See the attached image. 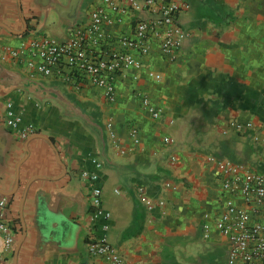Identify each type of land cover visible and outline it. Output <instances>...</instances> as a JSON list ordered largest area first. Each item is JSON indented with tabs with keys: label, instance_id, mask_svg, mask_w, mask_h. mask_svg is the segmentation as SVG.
Masks as SVG:
<instances>
[{
	"label": "crops",
	"instance_id": "0c3cea01",
	"mask_svg": "<svg viewBox=\"0 0 264 264\" xmlns=\"http://www.w3.org/2000/svg\"><path fill=\"white\" fill-rule=\"evenodd\" d=\"M97 1L0 0V194L8 197L6 220L17 235L5 264H107L92 258L86 243L99 232L89 222L83 178L97 171L96 161L103 207L111 213L108 239L122 264H226L228 242L211 226L222 201L218 166L264 159L255 132L231 126L251 120L264 138V0H185L189 9L179 20L188 36L174 58L154 48L138 80L130 73L118 83L112 105L96 90L31 78L5 54L31 33L66 40ZM129 27L127 17L114 31ZM139 92L162 107L160 120L140 107ZM6 102L38 131L26 139L11 133Z\"/></svg>",
	"mask_w": 264,
	"mask_h": 264
},
{
	"label": "built area",
	"instance_id": "2783aa9c",
	"mask_svg": "<svg viewBox=\"0 0 264 264\" xmlns=\"http://www.w3.org/2000/svg\"><path fill=\"white\" fill-rule=\"evenodd\" d=\"M189 9L185 0H99L85 10V19L75 24L64 41L31 33L18 47L5 49L11 63L24 67L29 77L40 76L51 82L80 92L84 88L96 90L103 101L112 105L117 101V85L131 73L138 80L154 48L167 59L181 47L188 32L182 27L179 16ZM143 13L144 15H139ZM130 20L128 31L117 33L114 27ZM140 107L154 120H160L163 109L145 93H137ZM264 109V102H263ZM4 120L8 130L20 139L38 131V125L24 121L13 110V103H5ZM114 121L106 122L111 143L118 145ZM237 131H254L255 140L263 142L257 125L251 121H232ZM140 131L130 126V136L139 143ZM171 145V138L163 139ZM177 161L171 154L170 163ZM100 162H95L96 172H85L84 182L89 186L91 212L89 222L98 226L87 239L89 254L107 264H122L119 250L110 243L108 231L111 213L103 207V190L100 184ZM217 181L221 191V206L214 213L211 225L228 242L226 264H264V159L257 164H237L225 161L218 166ZM165 201L160 200L159 206ZM8 197L0 194V264L11 257L16 233L6 220ZM148 209L154 205L149 201ZM102 220L100 225H97ZM204 226L205 237L211 228Z\"/></svg>",
	"mask_w": 264,
	"mask_h": 264
},
{
	"label": "trees",
	"instance_id": "16d2710c",
	"mask_svg": "<svg viewBox=\"0 0 264 264\" xmlns=\"http://www.w3.org/2000/svg\"><path fill=\"white\" fill-rule=\"evenodd\" d=\"M62 99V98H61ZM62 102L70 109L76 111L77 113H79L80 115H82L85 119H87L88 121H90L92 124L96 125L97 127L101 128V125L96 122L95 120H93V118L91 116H89L87 113H84V110H81L78 108L77 104L71 100L68 99H62Z\"/></svg>",
	"mask_w": 264,
	"mask_h": 264
}]
</instances>
